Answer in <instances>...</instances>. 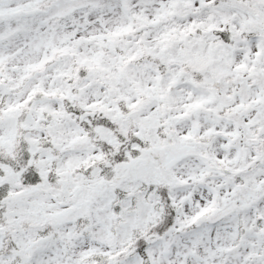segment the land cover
Masks as SVG:
<instances>
[{
    "label": "snow or ice",
    "instance_id": "obj_1",
    "mask_svg": "<svg viewBox=\"0 0 264 264\" xmlns=\"http://www.w3.org/2000/svg\"><path fill=\"white\" fill-rule=\"evenodd\" d=\"M0 264H264V0H0Z\"/></svg>",
    "mask_w": 264,
    "mask_h": 264
}]
</instances>
